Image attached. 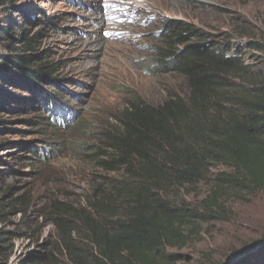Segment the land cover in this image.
I'll list each match as a JSON object with an SVG mask.
<instances>
[{
	"label": "rangeland",
	"instance_id": "1",
	"mask_svg": "<svg viewBox=\"0 0 264 264\" xmlns=\"http://www.w3.org/2000/svg\"><path fill=\"white\" fill-rule=\"evenodd\" d=\"M179 24L217 43L232 37L247 65L264 56L249 46H264V0H0V264H72L70 256L90 250L85 226L69 214L120 179L97 162L103 131L126 99L187 97L180 75L154 69ZM22 32L40 34L29 52L12 47ZM18 54L32 55L33 67L54 66L42 91L16 79L9 62ZM210 190L208 181L175 194L197 206ZM226 204L231 222L186 226L188 243L169 249L175 264H220L264 236V191Z\"/></svg>",
	"mask_w": 264,
	"mask_h": 264
},
{
	"label": "trees",
	"instance_id": "2",
	"mask_svg": "<svg viewBox=\"0 0 264 264\" xmlns=\"http://www.w3.org/2000/svg\"><path fill=\"white\" fill-rule=\"evenodd\" d=\"M171 33L170 43L157 50L154 69L180 75L187 97L169 96L158 104L126 99L115 125L103 131L97 162L120 179L101 200L69 214L85 226L91 246L70 256L72 264H175L169 249L188 243V224L229 223L235 218L226 204L230 197L248 202L264 191V56L247 65L232 37L217 43L184 24ZM39 36L22 32L10 37L12 47L21 44L29 52ZM249 46L264 54L262 44ZM32 57L18 54L9 63L34 92L54 66L33 67ZM208 181L211 190L197 206L175 194ZM232 264H264V243Z\"/></svg>",
	"mask_w": 264,
	"mask_h": 264
},
{
	"label": "water",
	"instance_id": "3",
	"mask_svg": "<svg viewBox=\"0 0 264 264\" xmlns=\"http://www.w3.org/2000/svg\"><path fill=\"white\" fill-rule=\"evenodd\" d=\"M264 243V236L256 241V242H253L252 244H246V245H243L242 248L240 249H237L235 251L232 252V255L227 257L225 259L224 262H222L221 264H232L246 256H248L249 254L257 251L259 249V247Z\"/></svg>",
	"mask_w": 264,
	"mask_h": 264
},
{
	"label": "bare ground",
	"instance_id": "4",
	"mask_svg": "<svg viewBox=\"0 0 264 264\" xmlns=\"http://www.w3.org/2000/svg\"><path fill=\"white\" fill-rule=\"evenodd\" d=\"M128 2H129V1H128ZM98 18H99V17H98ZM98 18H97V15H96V16H95V19H98ZM100 19H101V18H100ZM100 19H99V20H100ZM96 30H97V29H95V31H96ZM89 41H92V39H91V40H89ZM95 42H96V41L94 40V42H93V43H95Z\"/></svg>",
	"mask_w": 264,
	"mask_h": 264
}]
</instances>
